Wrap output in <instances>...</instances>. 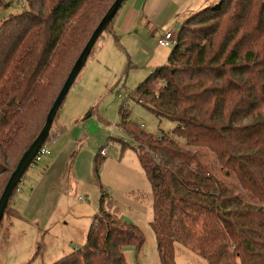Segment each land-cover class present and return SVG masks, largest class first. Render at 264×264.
I'll list each match as a JSON object with an SVG mask.
<instances>
[{
    "label": "trees",
    "instance_id": "obj_1",
    "mask_svg": "<svg viewBox=\"0 0 264 264\" xmlns=\"http://www.w3.org/2000/svg\"><path fill=\"white\" fill-rule=\"evenodd\" d=\"M24 1L23 11L0 25V177L5 176L0 197L115 0ZM11 4L0 0V8ZM114 19L99 39L113 29ZM173 48L168 62L130 96L157 117L175 121L173 135L184 138L188 147L211 152L222 173L233 175L252 202L216 177L198 151L164 132L155 137L129 127L140 143L136 151L152 187L150 224L160 264H177L176 242L207 264H264V0H220L190 15L181 23ZM66 68L67 76L53 92ZM58 112L45 144L55 137ZM119 114L126 126L130 111L125 103ZM112 205L102 189L85 245L54 264H128L124 247L133 245L139 252L145 236L138 226L122 222ZM9 234L10 221L1 249L8 245Z\"/></svg>",
    "mask_w": 264,
    "mask_h": 264
},
{
    "label": "rangeland",
    "instance_id": "obj_2",
    "mask_svg": "<svg viewBox=\"0 0 264 264\" xmlns=\"http://www.w3.org/2000/svg\"><path fill=\"white\" fill-rule=\"evenodd\" d=\"M6 1L12 4L8 8H0V25L10 15L21 13L26 6L24 0ZM172 29L177 37L179 28L175 27V23ZM119 37L116 39L105 32L97 41L57 116V122L63 125L71 123L79 116L81 120L77 124L86 122L84 128L78 129L77 133L83 129L91 132L81 143L86 148L82 159L85 162L92 161L91 175H83L84 177L75 180L64 178L56 193L45 206L42 205V211L35 220L22 216L20 211L23 207L18 204L15 208L13 198L0 230L1 247L3 233L10 221L9 242L0 248V264H54L64 256L81 249L98 213L102 189L113 203L112 212L122 222L138 226L145 236V243L139 252L133 245L124 247L128 264H160L156 235L150 224L153 220L152 187L136 151L140 143L129 138L133 136L128 129L131 126L139 127L155 137L164 132L181 146L198 151L203 164L216 177L224 180L245 202H252L233 175L225 176L222 173L211 152L188 147L184 138L173 135L177 126L175 121L157 117L130 96L155 68L168 62L174 48L158 45V38L153 40L148 33L141 37ZM84 43L76 52L70 67ZM69 69L66 68L60 74V82L54 83L53 92L59 90ZM122 103L130 111L126 126H123L119 114ZM45 107L46 112L49 106ZM51 143L53 140L47 144L49 148ZM91 143L94 147H89ZM80 145L75 147V151L79 152L82 147ZM103 146L107 148V153L100 155L97 167L96 156ZM53 152L52 158L56 156V151ZM50 156L43 157L27 170L19 189L26 178L31 176L34 167L50 163ZM76 156L77 154L74 159ZM4 177H0V184ZM18 192L19 190L15 199ZM18 211L20 215L16 216ZM175 247L177 264H207L206 259L190 247L179 242L175 243Z\"/></svg>",
    "mask_w": 264,
    "mask_h": 264
},
{
    "label": "crops",
    "instance_id": "obj_3",
    "mask_svg": "<svg viewBox=\"0 0 264 264\" xmlns=\"http://www.w3.org/2000/svg\"><path fill=\"white\" fill-rule=\"evenodd\" d=\"M219 1L127 0L116 14L113 29L108 34L112 37L118 35L123 38L126 36L132 38L145 36L148 33L155 40L166 31H173L172 26L174 23L176 28L177 26L180 27L187 17ZM79 117L67 125L57 122V131L53 143L50 144V146L52 145L50 147L51 153L45 155H51L49 158H52L53 151H56V156L51 159L50 163L41 167H34L30 173L31 176L26 178L16 199L14 198L15 208L18 204L23 207L20 211L22 216L34 220L38 218V213H41L42 207L56 193L59 183L64 178L65 180L66 178L75 180L78 177L91 175L92 161L85 162L82 159L86 148L81 144L91 132L83 129L77 133V130L84 128L86 124V122L77 124L81 120V117ZM79 145L82 147L77 152L75 147L77 148ZM89 147L94 146L91 143ZM71 153L73 156L70 158ZM76 154L77 156L74 159ZM17 200H19V203H17Z\"/></svg>",
    "mask_w": 264,
    "mask_h": 264
},
{
    "label": "water",
    "instance_id": "obj_4",
    "mask_svg": "<svg viewBox=\"0 0 264 264\" xmlns=\"http://www.w3.org/2000/svg\"><path fill=\"white\" fill-rule=\"evenodd\" d=\"M127 0H115L111 7L109 8L106 15L101 19V21L98 23L96 28L94 29L93 33L91 34L90 38L88 39L86 45L84 46L83 50L79 54L77 60L73 64L68 76L66 77L63 86L61 87L56 99L54 100L48 114L46 117L45 124L38 134V136L35 138V140L30 144L28 149L23 153L21 156L16 168L10 175L3 192L0 197V224L3 220L4 213L6 210V207L8 205L10 196L15 188V186L19 183V181L22 179L24 173L26 170L32 165L35 156L38 154L39 150L42 148V146L46 143V140L49 136V133L51 131L52 125L54 123L56 114L64 102L67 94L69 93L71 87L73 86L74 82L76 81L78 75L82 71L83 67L85 66L88 57L95 46L96 42L98 41L100 35L103 33V31L106 29L108 24L112 22V20L115 18L118 11L121 9L122 5ZM179 28V26H177Z\"/></svg>",
    "mask_w": 264,
    "mask_h": 264
},
{
    "label": "built area",
    "instance_id": "obj_5",
    "mask_svg": "<svg viewBox=\"0 0 264 264\" xmlns=\"http://www.w3.org/2000/svg\"><path fill=\"white\" fill-rule=\"evenodd\" d=\"M178 44V36L175 37L173 31H166L162 35L158 36V45L163 47H175ZM130 139H133L132 136L129 137ZM124 141H126V138H123ZM51 153V150L47 144H44L42 148L39 150L38 154L35 156L34 161L39 162L42 160V158L45 155H48ZM107 153V148L103 147L99 154L105 155Z\"/></svg>",
    "mask_w": 264,
    "mask_h": 264
}]
</instances>
